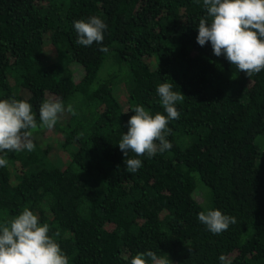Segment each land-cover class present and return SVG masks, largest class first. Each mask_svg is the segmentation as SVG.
Masks as SVG:
<instances>
[{"label": "trees", "instance_id": "obj_1", "mask_svg": "<svg viewBox=\"0 0 264 264\" xmlns=\"http://www.w3.org/2000/svg\"><path fill=\"white\" fill-rule=\"evenodd\" d=\"M205 15L203 0H0V100H27L38 125L35 150L8 152L0 167V224L28 207L69 264H130L147 251L169 264H264V70L247 77L200 46ZM92 16L107 25L103 41L79 45L73 22ZM164 82L185 96L172 148L125 157L133 109L167 115ZM52 97L76 114L64 112L50 141L39 107ZM129 158L142 162L135 173ZM207 210L236 223L213 234L198 220Z\"/></svg>", "mask_w": 264, "mask_h": 264}, {"label": "clouds", "instance_id": "obj_2", "mask_svg": "<svg viewBox=\"0 0 264 264\" xmlns=\"http://www.w3.org/2000/svg\"><path fill=\"white\" fill-rule=\"evenodd\" d=\"M203 6L206 15L199 19L197 43L204 46L210 42L215 56L223 55L247 77L264 70V0H203ZM73 26L78 36L76 43L82 46L102 43L107 29L97 16L74 21ZM100 51L108 49L102 47ZM156 92L167 115L158 112L153 116L137 105L127 122L128 131L118 144L125 157L131 151L138 157L152 158L172 148L166 139L172 131L168 124L179 118L175 105L185 96L173 91V84L168 82L159 84ZM65 111L76 114L71 105L66 109L58 97L45 100L39 107V126L52 129ZM37 127L36 114L27 100H0V153L4 154L0 155V167H7L8 152L35 150L32 130ZM125 164L129 173L142 167L137 158L126 159ZM198 220L213 234H220L236 223L235 217L220 210L201 211ZM49 231V224H40L38 216L25 207L11 221L0 224V264H69V258L49 236ZM219 259L221 264H231L224 255ZM169 261L168 256L159 257L147 251L132 257L130 264H169Z\"/></svg>", "mask_w": 264, "mask_h": 264}, {"label": "rangeland", "instance_id": "obj_3", "mask_svg": "<svg viewBox=\"0 0 264 264\" xmlns=\"http://www.w3.org/2000/svg\"><path fill=\"white\" fill-rule=\"evenodd\" d=\"M48 49V47L46 48V50ZM48 58L50 59V60H52L53 59V54H50V55H48ZM61 120L62 119H64L65 118V115L63 114L61 117ZM45 133L47 134V136H49V138H48V140H50L51 141V137H53L54 135H55V133L53 132V128L52 129H47L46 131H45ZM57 161V160H56ZM58 162V161H57ZM196 197H197V199L199 200V201H202V192L201 191H199L198 192V194L196 195Z\"/></svg>", "mask_w": 264, "mask_h": 264}]
</instances>
